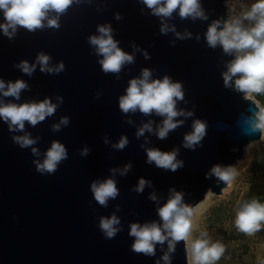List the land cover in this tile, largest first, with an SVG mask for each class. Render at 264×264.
<instances>
[{
	"label": "water",
	"instance_id": "1",
	"mask_svg": "<svg viewBox=\"0 0 264 264\" xmlns=\"http://www.w3.org/2000/svg\"><path fill=\"white\" fill-rule=\"evenodd\" d=\"M225 2L200 0L207 20H181L176 12L166 19L176 32L190 34L185 39H177L173 32L162 35V18L152 16L138 0H82L61 16L59 29L45 27L30 33L20 28L12 40L0 33V79H21L30 89L21 92L19 101L3 96L0 100L40 102L47 97L57 103V96L63 100L53 116L35 127L25 122L24 132H9L0 121V264H164L161 257L167 252V243L156 245L155 256L136 254L130 247L134 238L128 236L129 225L159 223L156 209L169 198L170 189L183 192L184 203L193 208L208 192L222 194L227 184L215 177L205 179V173L214 164H236L245 147L262 135V131L245 135L241 128L242 117L252 115L250 109L254 110L256 102L246 101L242 93L223 85L221 74L233 57L219 45L210 48L205 40L207 27L226 18ZM117 13L121 20L114 18ZM105 23L114 29L118 47L134 58L123 67L119 79L100 70L97 60L102 57L87 43L89 35L97 34V25ZM40 51L52 56L53 64L63 61L64 72L42 74L37 66L28 77L15 67L22 60L33 63ZM144 68L152 70V79L167 75L180 82L184 99L177 101V110L193 114L174 118L183 124L164 140L155 135L163 117L139 111L123 114L118 108V97L124 94L128 81L139 78ZM65 116L68 125L53 131L52 125ZM197 119L206 124V132L200 144L190 150L183 146V137ZM149 121L153 132L137 137L138 129ZM25 132L39 138L33 145L39 149V157L13 143L12 136ZM121 136L128 144L117 150L113 145ZM54 140L66 147L68 159L54 175L42 176L32 161L42 160ZM85 147L89 154L81 156ZM151 148L162 152L178 149L177 160L183 161V167L172 172L146 163L145 150ZM127 164L131 168L124 175L110 171L122 170ZM107 178L117 182L119 195L104 208L95 202L89 186ZM140 178L150 184L137 193ZM151 194L156 201L149 199ZM112 214L120 218L122 231L109 240L98 229V218ZM185 248V242L176 244L170 264H186Z\"/></svg>",
	"mask_w": 264,
	"mask_h": 264
},
{
	"label": "clouds",
	"instance_id": "2",
	"mask_svg": "<svg viewBox=\"0 0 264 264\" xmlns=\"http://www.w3.org/2000/svg\"><path fill=\"white\" fill-rule=\"evenodd\" d=\"M82 0H0V13L3 23H0V33L12 40L18 30L23 28L28 32L43 30L45 27L51 29L60 28V18L66 14L73 4H80ZM143 4L150 14L162 18L159 31L162 35L173 32L177 39L190 38V34L183 35L176 32L175 27H170L165 20L171 19L174 12L181 20L196 19L207 20L200 0H138ZM239 14H234L235 5L227 8V18L223 21L214 20L205 33V40L210 48L215 49L218 45L226 55L233 58L226 63V71L223 72L222 80L225 88L232 87L235 91L242 93L246 101L254 100L256 95H264V0H253L250 5L241 4ZM54 14V15H50ZM116 20H121L120 14H115ZM247 22V23H245ZM96 33L87 37L89 46L95 49L94 54L102 57L97 60L100 70L104 74H114L119 79V73L126 64H132V55L124 52L118 47L119 41L113 38L114 29L110 24L97 25ZM199 39V37H197ZM145 59L150 57L143 53ZM53 57L40 51L36 54L33 63L22 60L15 65L21 73L32 77L39 67L42 74L59 75L65 70L63 61L52 63ZM152 70L144 68L139 78L128 81L124 94L118 97V108L121 113H139L149 116L153 113L164 119L158 126L155 135L164 140L168 133L177 129L183 121H176L178 116H192L191 112L177 110V101L184 99V92L180 82H173L165 75L161 79H152ZM29 85L21 79L5 82L0 79V96L11 97L19 101L22 91H27ZM57 103L50 98H44L40 102L28 101L24 103L5 102L0 100V121H3L9 132H24L25 122L35 127L43 122L46 117L53 116L59 106L63 103L61 97H56ZM252 115L242 117L241 128L245 135H253L264 131V105L258 101L251 110ZM69 117H62L58 124L52 125L53 131H59L61 125L67 126ZM131 123V121H128ZM145 131L153 132L152 121L145 123L136 133L142 136ZM206 132V124L199 119L192 123V131L183 137V146L194 150V146L200 144ZM14 144L21 149H30L34 157H39V149L33 147L39 138H31V134L14 135L11 137ZM107 143V140H105ZM128 144L126 137L121 136L119 142L113 147L123 150ZM146 163L154 164L155 167L177 171L183 167V161L177 160L178 149L170 152H162L159 149H146ZM87 147L80 151L81 156H87ZM68 159L66 147L59 141H52L51 146L44 152L43 159H34L32 164L35 171L40 175H54L60 163ZM131 164L124 166L122 170L111 169L115 175L119 172L124 175L130 170ZM236 169L233 166H222L214 164L205 173V179L215 177L217 182L230 184L236 177ZM150 182L140 178L135 188L137 193L143 192ZM90 191L95 202L101 207H108L109 200H115L119 195L117 182L112 178L103 181H93ZM169 198L162 206L156 209L159 223L156 221L143 224L131 223L128 236L134 238L131 243V251L147 257L155 256L156 245L167 243V252L161 259L164 264H170L171 253L175 252L178 242H187L185 248L186 264H215L219 261L225 251L220 241H213L206 231L200 232L193 237V207L184 203V193L169 190ZM149 199L156 201L155 194ZM119 211V206L116 208ZM234 225L241 233L252 235L259 232L264 226V202L259 199H244L237 203L234 208ZM98 229L105 239H113L122 231L120 218L115 214L98 218ZM159 264V261L156 262Z\"/></svg>",
	"mask_w": 264,
	"mask_h": 264
},
{
	"label": "rangeland",
	"instance_id": "3",
	"mask_svg": "<svg viewBox=\"0 0 264 264\" xmlns=\"http://www.w3.org/2000/svg\"><path fill=\"white\" fill-rule=\"evenodd\" d=\"M264 131L261 138L245 147L243 158L232 165L236 177L216 195L208 192L193 208V237L206 231L213 241H220L225 251L215 264H258V244L262 239L263 226L259 232L247 235L234 225V208L244 199H252L255 189L264 183V170L257 167L263 155ZM261 202L262 198L257 197ZM187 246V242H185Z\"/></svg>",
	"mask_w": 264,
	"mask_h": 264
},
{
	"label": "crops",
	"instance_id": "4",
	"mask_svg": "<svg viewBox=\"0 0 264 264\" xmlns=\"http://www.w3.org/2000/svg\"><path fill=\"white\" fill-rule=\"evenodd\" d=\"M253 197L254 198L260 197L264 201V183L260 185V188L255 189ZM257 253H258V259L264 258V226H263L262 239L260 243L258 244Z\"/></svg>",
	"mask_w": 264,
	"mask_h": 264
},
{
	"label": "built area",
	"instance_id": "5",
	"mask_svg": "<svg viewBox=\"0 0 264 264\" xmlns=\"http://www.w3.org/2000/svg\"><path fill=\"white\" fill-rule=\"evenodd\" d=\"M252 2H253V0H226V2H225V5H226V18H227V8L231 4L235 5L236 11H235L234 14H239V12L241 10V7H240L241 4L250 5ZM245 23H247V22H245ZM254 101L256 102L255 97H254Z\"/></svg>",
	"mask_w": 264,
	"mask_h": 264
},
{
	"label": "trees",
	"instance_id": "6",
	"mask_svg": "<svg viewBox=\"0 0 264 264\" xmlns=\"http://www.w3.org/2000/svg\"><path fill=\"white\" fill-rule=\"evenodd\" d=\"M255 100L256 102L258 101L261 105H264V95H256ZM256 165L258 168L264 170V145H263V155ZM258 264H264V258H261Z\"/></svg>",
	"mask_w": 264,
	"mask_h": 264
},
{
	"label": "bare ground",
	"instance_id": "7",
	"mask_svg": "<svg viewBox=\"0 0 264 264\" xmlns=\"http://www.w3.org/2000/svg\"><path fill=\"white\" fill-rule=\"evenodd\" d=\"M248 146V145H247Z\"/></svg>",
	"mask_w": 264,
	"mask_h": 264
}]
</instances>
